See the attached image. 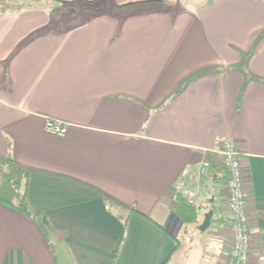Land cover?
<instances>
[{
  "label": "crops",
  "instance_id": "crops-1",
  "mask_svg": "<svg viewBox=\"0 0 264 264\" xmlns=\"http://www.w3.org/2000/svg\"><path fill=\"white\" fill-rule=\"evenodd\" d=\"M149 4L38 35L43 11H0V154L35 169L29 212L0 203V264H167L204 162L193 221L213 210L224 264L226 138L242 153L251 254L264 253V0Z\"/></svg>",
  "mask_w": 264,
  "mask_h": 264
},
{
  "label": "built area",
  "instance_id": "built-area-1",
  "mask_svg": "<svg viewBox=\"0 0 264 264\" xmlns=\"http://www.w3.org/2000/svg\"><path fill=\"white\" fill-rule=\"evenodd\" d=\"M45 130L49 133L64 135L68 125L54 118H46ZM220 152L223 161L229 169L227 180V204L231 217L229 227L232 234V244L224 264H252L250 217L248 212V195L245 190L246 173L242 167V153L232 139L223 140ZM209 163L204 162L198 171L191 172L190 184L182 188V193L187 201L193 203L200 193L199 179L203 174H208Z\"/></svg>",
  "mask_w": 264,
  "mask_h": 264
},
{
  "label": "trees",
  "instance_id": "trees-1",
  "mask_svg": "<svg viewBox=\"0 0 264 264\" xmlns=\"http://www.w3.org/2000/svg\"><path fill=\"white\" fill-rule=\"evenodd\" d=\"M38 1V0H34ZM51 9H58L59 13L65 15L63 12H73L74 10H81L83 5H79L80 2H91L94 3L95 0H49ZM151 1H159V0H147L144 2ZM111 4V9L107 7L100 8V6L93 8L97 13H105L110 12L114 14L118 18H123L129 14L135 12V10L129 9L128 6H131L135 2L132 3H124V4H115L113 0H109ZM113 5V6H112ZM21 5L18 3H9L6 0H0V11H4L6 8H19ZM80 7V9H79ZM51 16H54V13L50 12ZM57 16V13L54 17ZM92 18V15L89 16ZM80 18V19H78ZM78 22H83L86 19L82 17H78ZM56 20V19H55ZM76 24V23H75ZM72 27L71 24L67 28ZM66 28V29H67ZM56 32L62 30L58 24L55 25ZM54 29V30H55ZM52 29L49 27H44V29L37 30V33H33V35L45 34L50 32ZM35 169L24 165L13 158L11 155H1L0 154V203L7 205L9 207H13L22 212H29L28 200H27V182L28 178ZM179 206L177 209L178 216L185 222L186 226L189 222H192L197 215L198 212V203L197 200L193 203L187 201L184 195L179 196L178 198ZM130 212H141L137 209H132ZM143 213V212H142ZM144 214V213H143ZM146 216L149 215L144 214ZM124 223H127V218L124 219ZM164 228V227H163Z\"/></svg>",
  "mask_w": 264,
  "mask_h": 264
},
{
  "label": "rangeland",
  "instance_id": "rangeland-1",
  "mask_svg": "<svg viewBox=\"0 0 264 264\" xmlns=\"http://www.w3.org/2000/svg\"><path fill=\"white\" fill-rule=\"evenodd\" d=\"M7 1V0H6ZM96 3L91 2H80L81 10L77 11L74 10L73 12L65 11L63 12L65 15L59 13L58 9L56 8L51 9L50 1L49 0H20L16 3L20 4L19 8H6L3 12L12 13L14 11H28V10H36V11H43L45 14L41 16L45 17V22L43 25L39 26V29H44V27H49L52 30L50 32H55V25L58 24L60 28L66 29L68 26H73L75 23H78V17H82L83 19H90L89 16H94L97 12L94 10V7L100 6V8H108L111 9V4L109 0H95ZM168 1H178L180 0H166ZM182 2H187L191 4L195 0H181ZM150 2H137L128 6L129 9L135 10L140 7L148 8L150 7ZM113 6V5H112ZM80 9V7H79ZM50 12L57 16H51ZM78 18V19H77ZM56 19V20H55ZM55 29V30H54ZM37 33V30L34 31ZM33 32V33H34ZM46 228L47 226L44 225ZM196 222L192 221L189 222L188 230H186L183 235L179 238V244H177V248L175 249L171 259L167 262V264H219L217 259V252L210 248V229L212 226H209L205 231L196 230ZM257 257H260L259 259ZM256 262V264H264V253L258 256L252 255V262Z\"/></svg>",
  "mask_w": 264,
  "mask_h": 264
},
{
  "label": "water",
  "instance_id": "water-1",
  "mask_svg": "<svg viewBox=\"0 0 264 264\" xmlns=\"http://www.w3.org/2000/svg\"><path fill=\"white\" fill-rule=\"evenodd\" d=\"M212 216H213V210H210L205 214L204 220L199 226L200 230L205 231L210 226Z\"/></svg>",
  "mask_w": 264,
  "mask_h": 264
}]
</instances>
